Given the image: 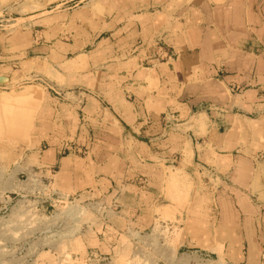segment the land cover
I'll return each mask as SVG.
<instances>
[{
	"label": "crops",
	"instance_id": "0c3cea01",
	"mask_svg": "<svg viewBox=\"0 0 264 264\" xmlns=\"http://www.w3.org/2000/svg\"><path fill=\"white\" fill-rule=\"evenodd\" d=\"M3 1L0 83L58 94H0L19 174L96 208L64 253L264 264V0ZM162 216L172 241L132 239Z\"/></svg>",
	"mask_w": 264,
	"mask_h": 264
},
{
	"label": "rangeland",
	"instance_id": "374dc122",
	"mask_svg": "<svg viewBox=\"0 0 264 264\" xmlns=\"http://www.w3.org/2000/svg\"><path fill=\"white\" fill-rule=\"evenodd\" d=\"M77 4L75 0H68L54 9H72ZM11 6L13 3L5 4L0 0V35H8L14 29L12 20L16 15L11 12ZM38 32L40 30L34 28L37 37ZM28 85H40L45 90L50 87L44 79L30 77L18 84L0 83V94H14ZM48 91L58 97L50 89ZM11 124L10 120L0 119V264H92L81 263L72 255L65 254L64 244L73 240L83 224L95 217V206L61 199L50 194L42 183L19 174L24 145L19 141L7 146L3 138L10 139L13 135ZM4 148L9 151L4 153ZM161 220L162 224L154 233L148 232L141 237L135 235L132 239L146 236L145 240L160 245L172 241V217L162 216ZM146 249V256L136 257L130 264H172V258H159L153 254L152 246ZM165 251L169 255L172 248L168 247ZM198 254L205 260H211L208 253Z\"/></svg>",
	"mask_w": 264,
	"mask_h": 264
},
{
	"label": "built area",
	"instance_id": "2783aa9c",
	"mask_svg": "<svg viewBox=\"0 0 264 264\" xmlns=\"http://www.w3.org/2000/svg\"><path fill=\"white\" fill-rule=\"evenodd\" d=\"M157 58H159V55H157Z\"/></svg>",
	"mask_w": 264,
	"mask_h": 264
}]
</instances>
